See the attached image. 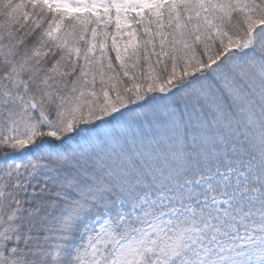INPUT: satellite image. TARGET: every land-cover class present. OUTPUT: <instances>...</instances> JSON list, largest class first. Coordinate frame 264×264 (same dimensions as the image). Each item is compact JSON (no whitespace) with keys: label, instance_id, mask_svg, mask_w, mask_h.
<instances>
[{"label":"snow or ice","instance_id":"obj_1","mask_svg":"<svg viewBox=\"0 0 264 264\" xmlns=\"http://www.w3.org/2000/svg\"><path fill=\"white\" fill-rule=\"evenodd\" d=\"M0 264H264V0H0Z\"/></svg>","mask_w":264,"mask_h":264}]
</instances>
